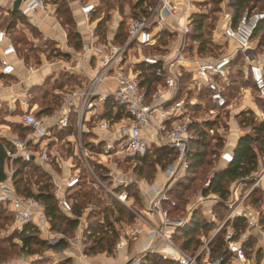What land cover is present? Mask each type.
<instances>
[{
  "label": "built area",
  "instance_id": "obj_1",
  "mask_svg": "<svg viewBox=\"0 0 264 264\" xmlns=\"http://www.w3.org/2000/svg\"><path fill=\"white\" fill-rule=\"evenodd\" d=\"M20 3L22 14L46 6V0H20ZM232 3L233 0H221L215 12L213 41L226 45V51L206 56L198 53L197 43H191L190 32L194 15L212 9L208 0L146 1L143 10L136 8L135 0L125 13L126 18L118 9L114 10L101 29L98 22L103 15L92 18L98 3L89 0L79 4L78 10L85 27L91 30L90 36L80 50L69 51L70 60L58 59L61 69L76 75L78 82L58 92L59 100L50 116H38L25 109L18 119L27 128L25 139L12 138L15 149L7 151L10 161L5 168L6 177L0 180V204L10 213L13 229L33 224L44 236L51 233L41 201L34 196L18 195L13 185L12 161L22 157L42 168L56 166L66 170L69 175L64 183L65 191L79 183V170L85 169L88 176L128 207L147 228L142 254L157 253L174 264H226L223 255L210 257L209 241L191 254L174 241L173 232L185 226L198 208H203L207 221H215L213 207L218 203L229 207V213L214 233L225 226L224 239L231 253V264H249L244 241L260 225L261 211L256 206L245 204L243 199L224 201L201 192L189 206L187 216L170 215L171 208L176 206L170 190L189 167L187 154L194 138L191 124L214 120L221 112L224 117L230 115L226 111L229 102L224 89L229 83L231 61L237 53L243 55L244 64L240 67L243 78L251 81L256 97L264 99V55L258 56L252 46V35L264 20V11H244L234 20ZM122 24L123 32L119 29ZM15 60L23 58L0 25V74H14ZM25 66L33 72L32 63ZM203 90L213 105L211 109H205V102L199 100ZM200 111L205 116L195 115ZM107 112L111 115H105ZM230 121L225 120L229 131L232 130ZM234 123L239 128L235 120ZM69 128L72 131L62 137L54 132ZM223 138L227 140L228 135ZM56 145L64 146L65 151L72 145V153L64 157L55 149ZM160 146L173 148L177 155L163 168L165 182L151 184L153 195L144 212L146 217H142L129 206L126 191L117 189L129 181L119 177L111 161L134 159ZM218 158L223 165L232 162V149H222ZM96 166L105 169L111 183L101 181ZM263 176L264 168L259 171L255 184ZM211 177L209 173L204 187L209 185ZM57 199L60 210L70 214L71 203L65 192ZM236 216L243 217L246 224L239 233L226 224ZM138 234V229H130L118 238L115 248L124 246ZM136 264H140V257Z\"/></svg>",
  "mask_w": 264,
  "mask_h": 264
},
{
  "label": "trees",
  "instance_id": "obj_2",
  "mask_svg": "<svg viewBox=\"0 0 264 264\" xmlns=\"http://www.w3.org/2000/svg\"><path fill=\"white\" fill-rule=\"evenodd\" d=\"M114 1L120 2L122 5L128 0H101L104 5H110ZM153 0H136V8L143 10V6ZM212 4V9L207 13L196 14L193 17L192 30L190 32L191 43H197V51L201 55H208L217 47L213 41L212 31L214 30L216 23V11L221 0H208ZM55 14L64 27L68 28V42L75 50H79L82 47V41L78 30L75 28V21L67 6L65 0H54ZM230 9L233 13L234 20H236L244 11H264V0H233L230 5ZM214 13V14H213ZM7 20L4 21L0 18V25L9 34L11 41L15 45L19 55L25 60L28 59V52L31 49L24 51L20 47V42L23 39H16L12 36V31L15 28V23L25 17L20 10H11L7 14ZM108 15L98 22V29H101L104 20ZM211 18V20H209ZM123 24L120 25V31L123 32ZM255 39L257 48L264 47V20L259 22L254 33L252 40ZM26 43V42H24ZM61 54V52H60ZM239 63H243V55L237 53L232 59L230 64L229 83L225 86V95L227 100L234 96V92H237L240 87L247 86L252 87V83L249 79L243 78L240 68L236 69ZM4 76L0 74V77ZM62 79H55L52 89H62L68 82L77 83L78 77L74 74H67L66 72L61 75ZM239 76L241 80L239 79ZM41 86H33L30 91L34 94L40 92ZM42 103L45 106V113H51L59 100V94L54 91H41ZM199 100H203L208 109L213 108V105L207 98V93L203 90L199 94ZM256 102L262 112L263 119L257 120L253 111L242 110L235 114V118L241 128H249L248 132L242 134L234 146L232 147L233 161L223 165L218 158L219 152L224 149V139L218 133H215V129L221 124L220 116H217L214 120L194 121L191 124V130L194 133V138L191 140L187 159L189 167L183 175L182 179L177 183V188L170 190L171 196L176 200V206L171 208L170 215L172 216L176 211L185 209L187 205V194L193 186L196 180L205 181L206 173L211 170L212 177L207 187H201L203 195L214 194L221 200H226L229 196V183L236 180H243L244 177L249 176L253 171L257 169L259 159L264 160V99L256 98ZM56 103V104H55ZM7 111L2 114L6 115ZM105 115L110 116V112ZM228 116V115H226ZM0 125H7L12 132H18L20 138H23L27 132V128L22 125L9 123L5 119L0 117ZM212 130V133L210 132ZM72 128L65 131H57L58 136L62 137L67 133H70ZM15 148L13 144L4 137H0V180L6 177L5 168L9 165L10 158L7 155V151H13ZM177 153L173 148L167 146L154 147L143 156H137L134 160L139 163L138 174L143 175L149 170V177H153V171H155L157 165L164 168L167 164L171 163ZM13 174L12 182L15 190L20 196H34L41 201L44 207V211L49 219L50 229L56 230L63 235H73L77 228L80 218L83 215V210L88 201L91 202V208L86 216V224L82 230V244L83 252L87 255L105 252L107 254L114 253V246L120 236V230L117 227L120 222H132L135 219V215L121 202L113 199L111 205H108L104 199L100 196L98 189L90 188L89 191H81L83 182L82 177H79V183L69 188L66 192V197L71 203V213L65 214L58 207V199L54 192V186L51 181L50 174L36 164L33 161H25L22 157H16L12 161ZM156 166V167H155ZM97 171L101 174L103 170L96 166ZM133 171L136 172V163L133 167ZM105 179L106 175L101 174ZM251 183L250 180L246 181ZM133 186V185H132ZM130 185L125 186L127 196L132 197L136 204H139V193L136 189ZM262 199V190L260 188H254L246 197V200L250 204L259 207ZM182 206V207H181ZM183 208V209H182ZM226 206L218 203L213 207L215 221H207L204 218L200 209L195 210L189 222L180 228L175 229L173 232L174 241L178 242L179 246L187 250L191 254H194L201 245L200 235L209 233L215 228L216 222H220L225 219ZM261 212H264L261 210ZM4 220H10L12 223V217L6 208L0 204V227L5 223ZM264 215L260 217V222L263 223ZM235 230L236 233L245 229V219L241 216H236L233 219L227 221V225ZM223 230V229H222ZM12 233L9 239H17L20 243V250L32 254L38 252L33 249V246H38L53 251H63L68 248L69 243L65 236L56 238L55 241L50 242L39 237V230L33 225L29 224L21 229H12ZM237 236V235H236ZM252 235L248 240L252 239ZM7 237V241L9 240ZM248 242V241H247ZM15 243H12L14 245ZM210 257H216L223 255L226 264H231V253L227 251L226 242L224 239V232L219 231L215 237L210 241ZM246 243L244 244V249ZM246 250V249H245ZM260 253V252H259ZM246 255V253H245ZM260 257H258L259 261ZM44 259L32 260L31 264H40ZM55 264H71L70 258H65L57 261ZM142 264H174L173 262L162 259L157 253L148 252L142 259Z\"/></svg>",
  "mask_w": 264,
  "mask_h": 264
},
{
  "label": "rangeland",
  "instance_id": "obj_3",
  "mask_svg": "<svg viewBox=\"0 0 264 264\" xmlns=\"http://www.w3.org/2000/svg\"><path fill=\"white\" fill-rule=\"evenodd\" d=\"M54 0H46V3L51 7V9H55L56 5H54L53 3ZM89 0H65L67 6L71 7V10L73 12V14L75 15L79 4H83L84 2H87ZM98 3L96 12L92 15V18L97 17V16H101L103 15V19L108 15V17L104 20L108 21L111 14L113 13L114 10H119L120 13L123 15V18H126L125 13L130 9V7L132 6L133 1L135 0H128L127 2H124V4L122 5L120 2L114 1L113 3L111 2L110 5H104L103 3H101V0H95ZM70 10V12H71ZM71 12V14H72ZM133 14V11H131ZM214 14V13H213ZM7 13H6V8L0 3V18H2V20L6 21L7 20ZM209 20H211V18H209ZM75 21V20H74ZM81 26L83 25V22L81 21ZM104 23L102 24V27L104 25ZM62 28L65 30L66 35L68 34V28L62 26ZM75 28L78 30V26L77 23L75 21ZM212 35H214V30L212 31ZM12 36H15L16 39H23V41L20 42V47L22 49H24V51L31 49V51L28 52V61L34 63V65H40L43 63V60H46L47 63L49 62H53L55 63L56 60L58 59H63V60H70L71 56L70 54H68V56L62 55V53L60 54V52H62L61 50L64 48L63 44H61L60 46H58V43L51 37V34H44L41 33L37 30V28H34L28 21L27 19L24 17L19 21V25L18 27H15L14 30L12 31ZM67 38V37H66ZM67 44L69 47H72L71 44L68 42V38H67ZM217 42H219V40H216ZM256 40L253 39L252 43L255 42ZM26 42V43H24ZM257 42V41H256ZM217 47L214 48L213 51H211L210 53H207L208 55H217V54H221L223 52L226 51V45H223L222 43L217 44ZM73 48V47H72ZM74 49V48H73ZM70 51H73L72 49H70ZM258 56H263L264 55V47L261 48H257L256 51ZM244 63H239V65L236 66V69H239L240 67L243 66ZM56 65V64H55ZM58 65V64H57ZM56 65V66H57ZM55 66V67H56ZM65 71L63 70H59L58 71H53L50 72V74H48L44 80L40 83L41 86V90L40 92H37V94L32 93L31 94V100L30 102L37 104V106L39 107H45L44 104L42 103V99H41V91L45 90L46 91H55L52 89V85L54 83V79H59L61 80L63 73ZM67 73V72H66ZM69 74V73H67ZM241 80L240 76L239 79ZM67 87H72L75 85V83H71L68 82ZM244 89L241 90L239 88V90L237 92H234V96L229 100V108H227L228 110L226 111H238V109L243 106L244 111L245 110H250L248 108V104L247 102H244V94L246 95H251L249 97V100H253L252 102L255 103L256 105V112L260 115L257 116L255 112L254 115L256 116L257 120H262L263 116H262V112L256 102V97H255V92L252 89H246L247 86H242ZM240 93V94H239ZM56 104V103H55ZM247 104V105H246ZM6 104L5 102L0 100V112L4 113L6 111ZM205 109H208V107L205 105ZM209 111V110H208ZM252 111V110H251ZM16 112V111H15ZM215 113V112H214ZM224 114V112H221ZM221 114L220 116V122L221 124L219 125V127L217 129H215L214 131H216L215 133H218L219 135H228L229 134V129L228 126H225V120L229 121L228 117H224V115ZM196 116H205L203 111L197 112L195 114ZM2 119H4L5 115L2 114L0 116ZM1 121V120H0ZM1 123V122H0ZM223 126V127H222ZM6 126L5 125H0V137H2L3 135L7 134V131L5 130ZM245 130H247V132L249 131V128H243ZM23 139H25V136L23 137ZM224 139V138H223ZM229 140H225L224 139V147L228 148L229 146ZM136 163V172L133 171V167L135 166ZM111 166H114L115 169H117L121 174L120 175L124 176L122 177L123 180L125 181H129V183L127 185H130L133 187V189H136V192L140 193L139 190V186L142 183H146V184H150L151 182L154 181V178L156 177V175L158 174V169L156 167L155 171H153V177L151 176V178L149 177V173L152 174L149 170L146 171L145 174L140 175L138 174V167H139V163L137 162V160L134 159H125L123 161H111ZM159 167V165H157ZM96 168V167H95ZM264 168V160L259 159L258 161V166L257 169L255 171H253L249 176L244 177L243 180H236V181H232L229 183L228 187H229V196L226 200L224 201H230L232 197H230V195H233V200L238 198V201L240 200H244L245 204H249V201L246 200L247 195L254 189V188H260L262 190V188L259 186V184H255L256 179L258 178V173L261 169ZM97 171V169H96ZM98 172V176L101 179V181H103V183H111L110 181H108L107 178H103L101 176V174ZM209 173H211V170H209L206 173V177H205V181L207 179V176L209 175ZM84 180V179H83ZM133 180H136V182H133ZM250 180L251 183H247L246 181ZM85 181V180H84ZM204 179L203 180H196L193 183V186L191 187V189L188 191L187 194V205L185 206L184 210L181 211H176L171 217H185L188 214V209L189 206L194 203L196 200V198L199 196V194L202 192L201 191V187L203 186V183H205ZM119 187V191H125V186L124 185H120L117 186ZM177 188V184L174 186V188ZM90 188H94V189H98L99 191H101V193L99 192L100 196L104 199V201L108 204L111 205L113 202V198L111 195H108L106 193V191L101 188L98 184L96 179L94 178H90L88 179V181L83 182L82 187H81V191H89ZM175 188V189H176ZM127 193V192H126ZM140 196V194H139ZM142 201L144 204L148 203V194L146 193H142ZM132 198V197H131ZM133 199V198H132ZM140 201L141 198L139 197ZM140 201L139 204H132L134 206V209L136 211V214L142 216V217H146L145 214L141 211L143 207L140 206ZM259 207H256L258 210H262L264 208V190H262V199L260 201V204L258 205ZM91 207V203L90 201H88L85 205V208L87 210H89ZM182 207V206H181ZM227 210L224 211L223 213L225 214L224 217L227 216V214L230 211L229 207H226ZM183 209V208H182ZM84 210V211H87ZM197 210V209H196ZM264 215V212H261V216ZM4 224L2 227H0V264H31L32 260L35 259H40L43 258L44 260L40 263V264H55L57 261H59V257H58V253H63L64 251L67 250V248L63 251H53L50 249H45V248H41L38 246H33V249L37 250L38 252H33L32 254H28V252L24 251V250H20V243L17 239H9V236L11 235L12 231V223H10V220H4ZM221 223H223L222 221H218L216 222V226L215 228H213L209 233L207 234H201L200 235V240H201V245H203L205 242L212 241V239L215 237V235L217 233H219V231H223L225 234V226L219 230L217 233H214L215 229L221 225ZM227 224V222H226ZM228 225H230V223H228ZM253 235H252V239L248 240L249 238H246L244 241V244L246 243V258L249 260V264H264V221L263 223L260 222V225L258 228L253 229ZM255 233V234H254ZM65 236L67 238V241L69 243V246L71 245V243L74 240L75 237V232L73 233V235L70 234H66L63 235L60 232L56 231V230H51L50 234H47L46 236H44L41 232H39V237L41 239H44L46 241H49V239H53V238H59ZM8 237V241L6 240ZM48 237V238H46ZM248 241V242H247ZM12 243H15L14 245H12ZM176 243L178 244V242L176 241ZM179 245V244H178ZM200 245V246H201ZM260 252V253H259ZM258 257H260L259 261H258Z\"/></svg>",
  "mask_w": 264,
  "mask_h": 264
},
{
  "label": "crops",
  "instance_id": "obj_4",
  "mask_svg": "<svg viewBox=\"0 0 264 264\" xmlns=\"http://www.w3.org/2000/svg\"><path fill=\"white\" fill-rule=\"evenodd\" d=\"M15 1H17V0H0V3L6 8L7 14L9 11L12 10V7H13ZM20 6H21V3H19V5H18V10H19ZM70 10H71V7H70ZM71 12H72V10H71ZM24 15H25V18L27 19V21L34 28H37V30L39 32L44 33V34H51V37L58 43V46H60L61 44L64 45L63 46L64 48L61 50L62 55L68 56L70 49H72L73 51H77V50L73 49L72 47L68 46L67 41H66L67 40L66 32L62 28V25L60 24V22L58 21V19L56 17L55 9H51V7L47 3H46L45 7H43V8L39 7L35 11L24 14ZM72 16L77 23L78 32L80 34L82 45H83V43L88 40L90 33H91V30H89L85 27L84 19H83L82 15L80 14L79 10H77L75 15L72 12ZM19 21L20 20H18L15 23V27H18ZM81 21L83 22L82 26L80 23ZM252 46L255 48L256 41L252 43ZM23 60H21V61L15 60L16 72L14 74L4 75V76L0 77V100L5 102V104L7 106V108H6L7 113L4 117V119L9 123H14L17 125H21L19 123L18 119H19L21 113H23V111L25 109L32 110L38 116H43V117H48L53 113V111L51 113H49V112L45 113V112H43L45 110V107H39V106H37V104L30 102L31 94H32L30 89L33 86L39 85L44 80V78L48 74H50V72L58 71V69L59 70L61 69V65L58 63V60H56L55 63H53V62L47 63L46 60H43V63L40 65H34V63L29 62L28 60H25V58H23ZM243 62H244V60H243ZM26 63H32V65L34 67L33 72H30L27 70V68L25 66ZM55 64L56 65L58 64V65L56 66ZM65 87H67V85H65L63 88H65ZM62 89L55 90L54 92L58 93ZM240 89L243 90L244 88L240 87ZM246 89H252V88L246 87ZM250 96L251 95L245 96V94H244V100H245L244 102H247L248 105L247 104L246 105L248 106V108L250 110H252L253 112H255L257 116H259V114L256 112V109H255L256 108L255 103L252 102L253 100H249ZM255 97H256V95H255ZM243 106H241L237 112H236V110L235 111H232V110L228 111L230 113V115L226 116L229 118V120H231L230 122H231L232 130L229 132L230 136H228V140H229V144H230L229 146L231 149L234 146L237 139L242 134L247 132V130H245L239 126L236 118L234 117L235 114L244 110ZM234 120L237 122L239 128H237L235 126ZM49 124H51V122H49ZM5 130L7 131V134L3 135L2 137L6 138L8 141L11 142V139L15 138V137L20 138L18 132H12L7 125H6ZM26 134H27V132L25 133L24 136H26ZM20 139H23V138H20ZM56 146H57V148H55V149L59 150L61 152V155L64 157L65 156L67 157L72 153V148H71L72 145H70V147L66 151L64 150V146H62V147L60 145H56ZM43 169L46 170L51 176V181H52L53 186H54V192L56 194V197L60 196L63 191L65 192V195H66L67 190L65 191V189H64V183H65V180L68 178V175H69V174H67L68 172H66V170L64 171L63 169L61 170L56 166H45V168H43ZM157 169H158V174L154 178L153 182H151L150 184L142 183L139 186V190H140V193H139L140 196L139 197L141 198L140 206L143 207V208H141L142 209L141 211L143 213L146 211V209L149 205V201L151 200L152 195H153L151 184L155 183L157 185H161L166 180V175L163 172V168L157 166ZM101 170H103V172L101 174L105 175L106 174L105 169L102 168ZM119 174H121V173L119 172L118 175ZM79 177H82L85 181H88V179L91 178L90 176H88L85 169H83V168H80V170H79ZM122 177H124V176L120 175L121 179H123ZM107 180L110 181L109 179H107ZM133 182H136V180H133ZM57 186L60 187L58 191L56 190ZM125 186H127V185H125ZM259 186L262 188V190H264V176L259 181ZM117 189L119 190L120 188L117 187ZM142 193L148 194L149 199H148L147 204H144L142 201V196H141ZM232 194L230 195V197L233 198ZM209 195L211 197L218 198L214 194H208V196ZM133 203L136 204L134 202V199H132L131 197L128 196V204L132 208H134V206L132 205ZM198 209H200L202 214H203V211H204L203 208H198ZM84 210H87V209L84 207ZM84 210H83V215L80 218L79 224L74 231L75 232L74 240L71 243L70 247L67 248L66 251H64L63 253H58V257H59L58 259L59 260L65 259V258H70L71 264H136V259L138 257H140V264H142V259L144 257V254H142V253L144 251V247L146 246V241H147V228L141 223V221L139 219L136 218V216H135L134 221H132V222H120L117 226L120 230V236H124L130 229H134V228L138 229L139 234L136 236V238L128 240V242L120 248H115V246H114V253L113 254H107L105 252L96 253V254H92V255L84 254L83 244L81 241L82 240V230L86 224V216H87V213L90 209L87 211H84ZM252 235H253V232H252Z\"/></svg>",
  "mask_w": 264,
  "mask_h": 264
},
{
  "label": "water",
  "instance_id": "obj_5",
  "mask_svg": "<svg viewBox=\"0 0 264 264\" xmlns=\"http://www.w3.org/2000/svg\"><path fill=\"white\" fill-rule=\"evenodd\" d=\"M19 3H20V0L15 1L14 5L12 7V10H17Z\"/></svg>",
  "mask_w": 264,
  "mask_h": 264
}]
</instances>
